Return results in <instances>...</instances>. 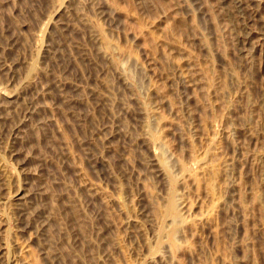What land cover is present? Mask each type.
Segmentation results:
<instances>
[{
  "label": "rangeland",
  "instance_id": "374dc122",
  "mask_svg": "<svg viewBox=\"0 0 264 264\" xmlns=\"http://www.w3.org/2000/svg\"><path fill=\"white\" fill-rule=\"evenodd\" d=\"M0 264H264V0H0Z\"/></svg>",
  "mask_w": 264,
  "mask_h": 264
}]
</instances>
